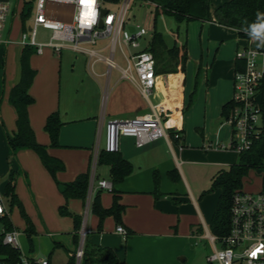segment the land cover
Segmentation results:
<instances>
[{
	"label": "crops",
	"instance_id": "1",
	"mask_svg": "<svg viewBox=\"0 0 264 264\" xmlns=\"http://www.w3.org/2000/svg\"><path fill=\"white\" fill-rule=\"evenodd\" d=\"M209 1L210 18L194 21H199L202 25L211 24L218 36H225L234 43V51L229 56H221L219 53L218 58L229 68L230 72L226 73L225 77L228 82L232 78L233 85L231 72L234 73L236 51L244 47H264L258 46L259 42L251 38H240L236 29L214 21L213 10L229 0ZM58 6L60 5L49 6V9L55 11L56 18L69 21L73 6L61 5L67 8L65 13L53 8ZM171 18L174 24H169L170 43L164 40L167 48L174 45L179 48L185 45L187 48L183 41L180 42L179 33L181 26L187 25L188 22H177ZM12 23L13 20L7 25L4 36L16 46H10L9 42L0 46V181L4 180L0 183V189L8 207L6 185L10 175L14 174V191L20 204L14 206L23 212L24 204L31 216V220L26 218L24 229L27 238L30 233L32 239L29 255L39 257L43 237L45 240V237L52 239L55 236L53 243L67 251V260L78 248L80 236L76 244L73 240L72 217V223L66 224L63 229L52 233L47 231L46 236L39 235L43 234L42 226H45V230L49 228L45 219L46 212L51 207L55 209L66 204L70 212L80 216L83 208L82 227L85 229V236L93 244L110 248L117 257L118 264H178L180 255L184 252V244H191L197 236L205 238L206 230L209 231L208 226L217 203L215 196L203 192L209 189L219 170L234 164L220 159L224 151L229 150L220 146L228 145L233 133L232 127L222 116V107L232 99L233 89L221 90L217 93L215 102H205L202 111L197 110V103L190 107V111H185L189 84L185 79L186 69L180 72L179 66L176 72L165 71L172 67L170 64L157 68L156 83L147 100L122 76L121 71L126 68L127 61L121 49L120 60L124 66L115 61L114 52L113 59L117 67H112L108 75V66L104 61H97L103 64V67L96 71L95 63L92 72L88 65V56L84 53L66 48L56 55L46 48L41 54H37L43 56L37 60L34 51L29 57V64L36 71L29 88L34 102L27 107V112L36 140L45 145L48 154L59 163L58 170L52 174L34 150L22 148L12 152L7 142L8 137L17 132V112L10 102L9 94L21 77L20 58L24 47L18 41L20 33L30 25L31 17L23 29L19 15L18 34L14 39L11 37ZM126 23L129 27L134 26L128 21ZM47 38L44 37L40 41ZM84 45L97 49L103 56L110 55L106 38L98 40L94 46ZM145 48L140 44V50ZM9 50H12L10 57ZM124 51L126 52L125 48ZM16 56L17 59L12 65L13 72L8 75L9 58L15 60ZM261 102L264 105L262 99ZM153 110L167 121L164 124L166 138L154 140L141 147H137L131 137L120 139L118 152L132 164L131 173L114 186L119 191V203L123 206L121 222H115L109 235L107 231L96 233L94 228L98 218L91 214L90 227L87 229L90 204L96 191L100 189L97 187V181H110L109 165H98L95 154L100 124H105L109 119L131 118ZM55 111L59 113L63 123L59 133V146L56 147L50 145V137L44 130L47 116ZM173 128L179 131L182 129V136H171ZM88 171L90 178L94 176L92 192L89 179L84 200L70 198L66 201L61 193L62 185ZM172 171L175 178L170 177ZM154 173L158 174L159 180L156 192ZM16 192L21 194L20 199ZM215 192L219 196V191ZM101 201L102 206L106 208L112 204V200L110 203L107 198ZM53 217H56V212ZM112 218L108 217L109 220ZM118 225L127 231L125 238L116 231ZM20 235L21 233L19 237ZM57 247L53 246L49 255L43 256L48 258L49 264H52V253Z\"/></svg>",
	"mask_w": 264,
	"mask_h": 264
},
{
	"label": "built area",
	"instance_id": "2",
	"mask_svg": "<svg viewBox=\"0 0 264 264\" xmlns=\"http://www.w3.org/2000/svg\"><path fill=\"white\" fill-rule=\"evenodd\" d=\"M104 0H96L95 8L98 12L96 23L90 28H81L82 13L85 11L80 0H36L30 25L20 33L19 44L22 47H32L41 54L46 48L56 55L63 49H71L88 56V65L93 72L97 61H104L108 72L117 67L113 54L120 47L125 55L127 66L122 69V76L132 83L148 100L156 83V62L153 54L146 49H139L140 39L146 30L139 25L129 29L126 23L127 11L132 0H105L117 4L115 9L103 5ZM10 0L0 1V46L9 42L4 36L10 14ZM148 6L154 3L145 2ZM54 5L73 6L71 19L56 18L55 11L49 9ZM101 10H106L100 16ZM21 14V13H20ZM19 14V15H20ZM13 17V15H12ZM11 17V18H12ZM102 20V26L99 21ZM50 30L45 41L38 40L39 28ZM108 39L109 56L101 55L94 46L100 39ZM126 49V52L124 51ZM236 62H242L241 69L234 66L233 95L235 103L229 116L225 119L232 127V138L228 145H221L223 149L237 150L238 154L248 150L261 125V113L264 105L259 99L263 90L260 89L264 78V49L244 47L235 53ZM103 133V144L101 135ZM131 137L137 147L144 146L154 140L166 138L167 133L162 116L156 111L138 114L131 118L109 119L98 128V143L95 154L99 150L117 152L120 139ZM176 137H178L176 135ZM261 185L257 191H245L243 188L235 190L230 207L229 230L226 235L217 236L206 230V239L212 245V252L206 257V264H264V171L261 172ZM94 176L90 178V192L93 190ZM97 187L112 190L113 185L108 180H98ZM8 214L5 197L0 192V217ZM116 231L126 237L127 231L121 225ZM2 232V243L18 252L17 259L0 257V264H49L47 257H37L24 254L20 249L19 232L15 229ZM79 246L72 254L75 264H80L83 255L85 230L79 231ZM260 249V251H256ZM256 252V255H252Z\"/></svg>",
	"mask_w": 264,
	"mask_h": 264
},
{
	"label": "trees",
	"instance_id": "3",
	"mask_svg": "<svg viewBox=\"0 0 264 264\" xmlns=\"http://www.w3.org/2000/svg\"><path fill=\"white\" fill-rule=\"evenodd\" d=\"M143 2L150 1L155 4L153 12L155 18L160 14L173 17L177 22H189L193 20H208L211 16V4L209 0H140ZM31 9L23 10L20 14L22 28L25 29L27 20L31 17ZM264 13V0H229L223 2L213 10L214 21L220 25L230 27L237 30L238 36L242 39L250 37L244 31L250 24L257 21V13ZM150 51L156 62L157 68L164 64L172 65L170 69L165 71L184 72L188 59L186 46L177 47L174 45L167 48L163 36L156 29L153 31L148 46L145 48ZM34 52L32 47H24L20 58L21 77L19 82L13 86L10 91L9 99L17 112V132L8 137V145L12 152L18 149L30 148L34 150L42 160L43 164L54 174L59 163L47 152V147L36 140L35 134L30 126L27 107L34 102V98L29 94V88L33 82L36 71L29 64V57ZM242 62H235V68L241 69ZM260 89H264V78ZM233 100L225 103L222 107V116L226 119L234 106ZM261 125L259 132L254 138L251 147L239 153V160L235 164H231L227 169H221L213 178L208 190L203 194L218 190L219 196L216 207L214 209L209 232L213 235L223 236L228 233L230 222V207L232 195L235 190L242 187L243 178L246 176L250 168L256 169L258 172L264 171V107L261 113ZM63 123L60 120L57 111L50 113L44 124V130L50 137L51 146H59V133ZM183 130L171 129V136H182ZM97 164H108L110 171V181L113 188L112 204L110 207H103L101 203L102 189H98L92 198L90 211L98 218V231L102 229L103 220L112 216L116 224L121 222V214L123 206L119 203V191L114 187L129 175L132 171V164L117 152H106L100 149L97 156ZM173 171L170 177L175 178ZM14 174L10 175V180L6 185V195L9 197V210L14 205L20 204L16 200ZM90 179V171L81 173L74 180L66 182L62 185L61 193L67 201L70 198H79L84 200L87 196ZM158 174L154 173L155 192L158 190ZM59 211L63 215H69L73 219V240L77 244L79 240V231L82 227V217L78 214L70 212L66 204L60 206ZM2 229L10 231L13 229L8 214L0 217ZM127 236V235H126ZM28 241L32 245L31 234L28 233ZM57 247V243L54 244ZM0 257H9L17 259L18 252L2 243V232H0ZM118 264V259L113 251L108 247H103L91 243L85 236L83 244V255L80 264ZM66 264H75V257L70 255Z\"/></svg>",
	"mask_w": 264,
	"mask_h": 264
},
{
	"label": "rangeland",
	"instance_id": "4",
	"mask_svg": "<svg viewBox=\"0 0 264 264\" xmlns=\"http://www.w3.org/2000/svg\"><path fill=\"white\" fill-rule=\"evenodd\" d=\"M9 4H10V14L7 25H9L11 20H13L11 37L14 39L18 34L19 14L23 10H27L29 7H32L31 9V16H32L34 12L36 0H10ZM103 5L110 7L112 9H115L117 7V4H113L105 0L103 1ZM53 8H55L58 12L61 13L63 12L65 13L67 11V8L61 5ZM152 8L153 6H148L143 1L132 0L130 7L127 11L126 20L128 21V23L133 25H139L140 27H143L147 31L146 34L140 39V44H142L143 48L148 46L153 31L155 29L162 34L164 40L170 43L169 31L171 30H169L170 27L169 24L170 23L174 24L173 19L170 16H165V15L164 16L159 15L157 18H155ZM11 17L13 19H11ZM49 34H50L49 29L40 27L39 35L37 39L42 40L44 39V37L47 38ZM179 35H180V42L183 41V44H186L188 49V59L185 66L186 69L185 79H187L186 81L189 84V88H188L189 91L187 94L185 111L189 110L190 107L192 108V105L194 106L196 103H197V110L202 111L205 102L208 100H212V102H215L217 93L221 92V90L229 89L230 91H232L233 89L232 78H230V81L228 82L226 81V77H225L226 73H229L230 70L228 67L222 64L220 62L221 60L220 59L218 60V58L220 56L219 53L221 54V56H225V57L229 56L230 53L234 51L235 46L234 43L230 42L225 36L222 38L221 36H218L219 34L214 32L213 26L211 24L204 23L202 25L201 22L194 20L189 21L187 25L181 26ZM221 39L223 40L221 41ZM10 42L11 41H9L10 46H16L14 45V42L11 43ZM15 53L17 55V52ZM8 54L10 57L11 56L10 54H12V50H9ZM37 54L38 53L34 55L35 59L40 60L43 56H39ZM16 59L17 56L15 57V60L9 58L10 67L9 70L7 71L8 75L12 74L13 72L12 65L14 64V61H16ZM115 61L118 64L122 63V61L120 60L119 46H117L115 51ZM122 66H124L123 63ZM102 67L103 64L96 62L95 70L96 69L100 70L102 69ZM232 74L233 72H231V76ZM259 99H262L264 102V89L262 95L259 96ZM166 123L167 121L163 119V124ZM102 144H103V133L101 135V145ZM224 152L225 153L221 155L223 157H220V159L222 158L223 160L230 161V163H234V164L238 162L239 154L237 150L229 149L228 151H224ZM52 178L54 179V177ZM1 181L4 180L1 179ZM1 181L0 183H2ZM261 181H262L261 172H258L254 168H250L246 176L243 178L241 188H243V190L245 191H250V192L257 191L261 185ZM208 194L211 196H215L217 203L218 201L217 192L212 191L209 192ZM17 195L19 196L20 199L21 194L17 193ZM101 195H102L101 199L104 200V198H107L108 200H110L111 203L112 195L110 190L102 189ZM55 212H56V217L54 218L53 213ZM91 214H92L91 211H89L87 214V229L90 227V222L92 218ZM46 215L47 216L45 219L46 222L49 224V228H46L47 230H45L44 228L45 226H42L41 233L43 234H39L40 236H46L47 231L48 233H52L54 231L61 230L65 227L66 224L72 223L70 216L61 214L58 206L55 209L51 207L46 212ZM81 215L83 220V215H84L83 208ZM9 217L13 228L15 230L20 231L21 233L19 237V244L21 251L29 255L30 244L24 232L26 226V218L28 217L31 220V216L30 213L28 212V209L25 208L24 204H23V212L17 206H13L11 210H9ZM108 217H106L103 220L102 229L100 231H98V226H97L98 221L96 222L94 232L101 233L107 231V234L108 235L110 234V230L112 231V229L114 228L113 226H115V221L114 218L109 220ZM1 230H2V226L0 224V232ZM54 237L52 239L50 237H45V240L43 237V242H41L42 243L41 249L38 254L39 257L49 255V253L51 252L54 246L53 243V239L55 240ZM212 249L213 248L209 239H206L204 237L199 238L197 236L196 239L191 244L190 243L184 244V248H183L184 252L183 254L180 255V260H178L179 261L178 264H206V257L212 252ZM183 258H185L184 261L182 260ZM51 260H52V264H66L67 251L63 247L54 248Z\"/></svg>",
	"mask_w": 264,
	"mask_h": 264
},
{
	"label": "clouds",
	"instance_id": "5",
	"mask_svg": "<svg viewBox=\"0 0 264 264\" xmlns=\"http://www.w3.org/2000/svg\"><path fill=\"white\" fill-rule=\"evenodd\" d=\"M96 0H94L92 5V12L94 15L89 17L87 20L81 22V28L90 29L96 23V17L98 12L95 8ZM246 34L253 40L259 42L258 46H264V13H257V21L250 24L247 28L244 29Z\"/></svg>",
	"mask_w": 264,
	"mask_h": 264
},
{
	"label": "snow or ice",
	"instance_id": "6",
	"mask_svg": "<svg viewBox=\"0 0 264 264\" xmlns=\"http://www.w3.org/2000/svg\"><path fill=\"white\" fill-rule=\"evenodd\" d=\"M93 2L94 0H80V3L85 8V11L82 13V22L94 15V13L92 12ZM256 251H260V249H257ZM252 255H256V252H253Z\"/></svg>",
	"mask_w": 264,
	"mask_h": 264
},
{
	"label": "water",
	"instance_id": "7",
	"mask_svg": "<svg viewBox=\"0 0 264 264\" xmlns=\"http://www.w3.org/2000/svg\"><path fill=\"white\" fill-rule=\"evenodd\" d=\"M0 1H4V2H6V1H8V0H0ZM114 1H116V0H114ZM105 12H106V10H101V12H100V16L102 17L103 14H105ZM99 26H102V20H101V19H100V21H99ZM129 29L132 31V30H133V27H129Z\"/></svg>",
	"mask_w": 264,
	"mask_h": 264
}]
</instances>
